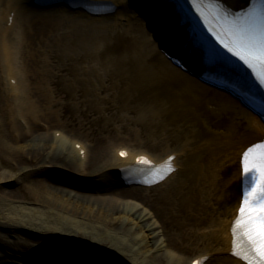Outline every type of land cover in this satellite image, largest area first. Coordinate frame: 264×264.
I'll return each mask as SVG.
<instances>
[{
	"label": "bare ground",
	"instance_id": "bare-ground-1",
	"mask_svg": "<svg viewBox=\"0 0 264 264\" xmlns=\"http://www.w3.org/2000/svg\"><path fill=\"white\" fill-rule=\"evenodd\" d=\"M92 1H111L119 15L130 11L146 28L128 0ZM218 1L231 10L249 3ZM31 4L33 0H0V264H106V260L114 264H192L200 257L221 264H245L232 254V226L243 200L241 159L250 146L264 139L262 120L240 99L209 87L191 73L170 67L148 75L145 63L129 54L117 59L118 73L131 89L151 96L145 103L154 104L153 116L142 123L150 132L147 143L161 153L152 156L125 148L110 153L105 139L93 147L75 141L52 123L57 117L54 98L67 79L53 73V53L47 59V70L31 66L33 55L37 53V59L42 49L39 43L25 39L23 24L31 19L40 32L46 25L62 24L60 18L77 22L74 35L57 42L60 53L70 54L72 61L58 71L67 72L69 66L75 74L70 87L76 96L90 94L89 103L95 106L101 30L80 9L64 6L39 11L31 9ZM12 15L9 28L7 19ZM175 20L167 23L172 26ZM148 38L159 45L152 34ZM28 47L33 48L31 55ZM79 62L85 65L77 66ZM129 62L133 63L130 68ZM194 69L198 72L200 66ZM87 73L93 80L82 76ZM9 77L16 79V91ZM188 133L192 150L188 149ZM173 142L182 145L179 152L170 149ZM78 144L87 150L83 164ZM123 150L129 153L127 159L119 156ZM140 154L156 163L174 155L175 171L155 186L156 193L125 188L127 170L134 168ZM58 170L72 174H57ZM10 186L17 188L7 189ZM200 220L208 227L199 236L185 233ZM191 242L204 245L202 253L192 259L170 248Z\"/></svg>",
	"mask_w": 264,
	"mask_h": 264
},
{
	"label": "rangeland",
	"instance_id": "rangeland-1",
	"mask_svg": "<svg viewBox=\"0 0 264 264\" xmlns=\"http://www.w3.org/2000/svg\"><path fill=\"white\" fill-rule=\"evenodd\" d=\"M60 19L63 21L62 24L56 23L54 26V23H52L50 26L46 25L40 32L36 29L35 25L37 24L33 27L32 22L30 23L31 19L26 26L25 23L23 24L25 39L27 41L28 39L33 40L35 45L39 43V47L42 49L37 59V53L33 55L34 61L31 62V66H34L36 70L41 66L47 70V59L53 53V73L67 79L68 88L66 89V83H62L58 87L60 92L54 98L58 101L57 106L53 110L57 113V117H53L52 123L59 126L68 137L73 138L75 141H80L87 146L92 145L93 147L100 139H105L104 141L108 142L106 149L110 153H114V150L120 147L154 156L161 153V150L151 149V146L147 143L150 132L147 131L145 125L142 123L144 118L153 116L151 109L154 104L152 102H149L150 104L145 103L151 96L131 89L130 85L120 78L117 59L129 54L132 55L134 60L145 63L148 75L160 70L170 69L174 65L162 53L154 50L153 44L148 40L147 30L141 27L139 19L131 14L130 11H126L123 16L119 15L118 11H116L106 18H99L97 20L100 23L99 28L101 30V55L97 82L99 100L96 106L90 105V94L83 95L79 93L76 96L73 88L70 87L75 80V74L71 71V68L66 65L69 68L67 72L61 73L58 71V67H62L63 63L69 65L72 61L69 57L70 54L67 52V54L60 53L61 51L57 47V42L67 34L72 33L74 35L73 32L77 24L74 19L69 17ZM84 20L87 21V18H84ZM30 31H32V34ZM26 40L27 47L28 43ZM52 45L53 47H51ZM32 49L30 47L26 48L29 55H31ZM27 52L25 59L28 56ZM129 63L128 68L133 65L131 62ZM76 65L84 66L85 64L79 62ZM82 76L87 80H93L88 73ZM156 111H158L157 107ZM187 136L189 137L188 149L192 150V145H190L192 136L190 133ZM178 143H170V149L179 152L182 145L180 146V143ZM57 174L71 173L59 171ZM16 188V186L7 187L9 190ZM152 193H156V191ZM198 213L201 212L198 211ZM199 222L193 228L189 226V230L186 229L185 233L188 235L195 233L194 236H199L202 230L208 227V223H205L203 220ZM170 248L176 253L184 254L185 256H197L202 253L204 245L201 244L199 247L197 244L191 242L185 246H178L176 244ZM194 256L191 258H194ZM80 263L78 262V264ZM60 264L75 263L63 262ZM207 264L221 263L213 258Z\"/></svg>",
	"mask_w": 264,
	"mask_h": 264
},
{
	"label": "snow or ice",
	"instance_id": "snow-or-ice-1",
	"mask_svg": "<svg viewBox=\"0 0 264 264\" xmlns=\"http://www.w3.org/2000/svg\"><path fill=\"white\" fill-rule=\"evenodd\" d=\"M192 5L207 22L199 0H192ZM213 19L222 20L223 23L219 31L209 28L212 35L223 48L253 71L259 68L257 77L260 84L264 85V11L253 14L250 10L245 16L233 20L217 14ZM255 147L264 149V144ZM253 151V148H249L241 159L242 175L247 179L249 186L243 191L239 215L234 219L232 232L234 237L237 233L240 235L239 246L243 253L242 258L247 264H264V152L255 160L250 159ZM121 155L126 153L122 152ZM142 162L147 163L143 159ZM164 175L161 171L160 179H163ZM241 252L233 254L240 256Z\"/></svg>",
	"mask_w": 264,
	"mask_h": 264
}]
</instances>
